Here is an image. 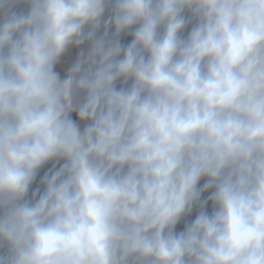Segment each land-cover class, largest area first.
I'll return each mask as SVG.
<instances>
[{
  "label": "clouds",
  "instance_id": "9594fccd",
  "mask_svg": "<svg viewBox=\"0 0 264 264\" xmlns=\"http://www.w3.org/2000/svg\"><path fill=\"white\" fill-rule=\"evenodd\" d=\"M0 264H264V0H0Z\"/></svg>",
  "mask_w": 264,
  "mask_h": 264
}]
</instances>
